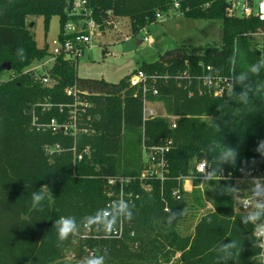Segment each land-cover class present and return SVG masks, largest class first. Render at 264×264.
I'll list each match as a JSON object with an SVG mask.
<instances>
[{"label": "trees", "instance_id": "trees-1", "mask_svg": "<svg viewBox=\"0 0 264 264\" xmlns=\"http://www.w3.org/2000/svg\"><path fill=\"white\" fill-rule=\"evenodd\" d=\"M73 2L0 0V67L11 64L10 71L0 69V76L9 73L0 80V264H66L64 258L73 248L79 256L89 254L87 250L96 255L106 250L105 264H264L261 248L249 237L252 225L240 221L243 210L237 196L220 194L223 187L235 185L234 180L206 181L201 189V180L195 177L198 161L205 159L211 169L215 167L210 151L215 141L238 150L236 165H224L223 171L264 169V157L256 151L264 140V65L258 71L251 68L262 58L255 34L264 31V24L254 17L229 16L226 0H88L101 32L127 20L129 34L136 35L157 22V14H168L178 3L179 14L187 18L219 20L222 42L220 46L182 44L152 63H143L117 83L81 78L77 63L60 57L50 71L53 84L43 85L41 77L26 70L45 58L50 46L47 40L41 46L37 43L27 19L41 16L48 30L52 17L58 16L60 36ZM207 66L212 70L207 72ZM139 70L156 75L159 93L149 94L148 99L162 103L167 114L180 117L176 128L165 118L143 121L142 87L129 83ZM160 73L165 79H159ZM184 73L198 78L190 84L188 79H177ZM231 74L232 89L219 96L213 94L214 86L209 89L199 79ZM75 84L88 91L89 112L95 117L93 136H79L78 151L91 146L80 161H74L73 137L33 125L34 118L36 124L54 117L63 121L56 105L70 102L64 89ZM246 86L252 100L247 105L236 98ZM43 103L53 106L44 112ZM220 105L223 108L218 111ZM144 138L149 146L167 139L173 142L164 181L139 179L145 166ZM56 144L61 147L59 153L46 151V146ZM112 176L135 177L126 188L132 193L128 200H132L133 216L124 220L125 234L120 239L98 237L100 232L83 237L87 216L106 207L107 178ZM191 176L196 204L203 208L205 197L212 210L196 221L192 232L184 233L180 223L189 207L184 181ZM43 190L42 206L33 208L31 194ZM61 216H74L80 228L64 241L58 240L54 227ZM231 239L242 244V251L224 261L219 248Z\"/></svg>", "mask_w": 264, "mask_h": 264}, {"label": "built area", "instance_id": "built-area-1", "mask_svg": "<svg viewBox=\"0 0 264 264\" xmlns=\"http://www.w3.org/2000/svg\"><path fill=\"white\" fill-rule=\"evenodd\" d=\"M226 3V12L229 16L242 18L254 17L264 24V0H226ZM178 8V3H174V6L169 10V13H171L173 10H177ZM67 13L70 17V20L67 21V23L64 25L62 34L60 36L57 34V36L49 42V54L45 58L34 62L26 70L34 71V73L38 75V77H41V82L43 85L53 84L50 71L60 57H63L66 60H73L77 63L80 56L83 55L86 50L94 46V37L99 36L100 34L103 35V32L99 30L98 24L91 17L92 10L88 6V0H74ZM166 15L157 14V19H162ZM117 25L118 23L115 25V27H117ZM255 37H257L258 39L256 49L259 51V54L262 56V58H264V31L258 32L257 34H255ZM144 41L147 42L148 37H145ZM211 70L212 68L210 66L206 67L207 72ZM13 77L14 75H11V78ZM158 77L159 79H165V75L163 73H160ZM156 78V75L148 76V74L141 70L132 74L129 78V83L131 86L139 85L142 87L143 121L146 122L155 118H165L169 121L172 128H176L177 122L180 118L179 116L169 115L167 113L164 115H157L150 106L151 102L148 99V95L150 94L153 96H157L159 93V90L156 87ZM197 78H195L194 76H190L188 73L177 76V79H188L189 84L193 81L192 79ZM199 79H202L204 86L209 89L214 86L213 94L216 96L221 95L227 90H231L234 82L232 74L229 77H225L222 79L220 77H209L208 75H205ZM64 92L66 96L70 98V102L60 103L56 105L60 117H63V121H59L58 118L54 117L48 122L36 124L37 118H34L33 125L43 131H50L53 134L62 131L65 135L73 137L75 140V143L72 147V151L74 153V161H80L85 155H88L90 153L91 148L90 146H86L81 151H78L76 140L81 135H92L95 133V117L89 112L92 105L88 99V91L82 90L78 85L75 84L73 86L65 88ZM192 94L193 93H189L190 96ZM40 105L42 106L44 112L49 111L53 106L50 103H43ZM172 144V140L167 139L161 141L160 143L149 146L146 144V138H144L143 148L145 149L146 157L144 160L145 166L139 176L140 181H164L167 178V155L172 148ZM46 151L50 154L59 153L61 151V147L59 144L46 146ZM206 165H208L207 169ZM195 169L197 173L195 177H198L202 182L210 180L219 181L224 179L242 181L245 179V172H250L252 176H264V169L245 170L244 168H240L237 174L223 171L221 177L219 178L209 177L206 179L205 173L211 171L212 169L205 159L198 161L195 165ZM188 178L194 179V177L192 176ZM134 180L135 177L132 176L108 177V201L106 203V207H110L112 203L118 199L127 200L129 205H131L132 200H128V198L132 196V193L127 192L126 188ZM174 194L179 197V193L177 190L174 191ZM166 210L168 211V209ZM241 210L243 209L241 208ZM83 229V237H88L91 234L97 236L96 231L88 229L86 224H84ZM102 234L98 237H107ZM124 234L125 221L123 220L116 226L115 232L108 237L120 239L124 236ZM130 235L134 236L135 233L132 231ZM87 252H89V255L93 254L92 251L87 250ZM259 257L264 263V249H261Z\"/></svg>", "mask_w": 264, "mask_h": 264}, {"label": "rangeland", "instance_id": "rangeland-1", "mask_svg": "<svg viewBox=\"0 0 264 264\" xmlns=\"http://www.w3.org/2000/svg\"><path fill=\"white\" fill-rule=\"evenodd\" d=\"M29 28L35 35L37 43L41 46L46 40L52 41L59 32V17L53 16L50 20L48 30L44 25V19L41 16H30L27 19ZM127 20L118 22L117 27L103 32V35L94 37V46L80 56L77 62V75L81 78H104L108 82L117 83L124 76L128 75L134 69H137L143 63H152L166 51L174 49L182 44L191 46H220L222 42V29L219 20H200L190 19L177 10H173L168 15L150 24L146 29L141 30L136 35L128 32ZM148 37V41H143ZM137 40H142L145 45L138 44ZM9 73L0 76V80L8 78ZM151 108L157 115H164L166 111L162 103H151ZM88 136H93L88 135ZM79 139V137H78ZM78 139L76 144L78 146ZM89 146V145H86ZM84 146V147H86ZM83 147V148H84ZM82 148V149H83ZM91 148V146H90ZM144 158L146 157L143 151ZM187 180L192 181L189 185ZM235 185L240 181H234ZM184 189L189 192V207L184 220L180 223V231L190 233L193 231L194 224L209 210L212 206L204 197V207L200 208L195 200L192 190L196 189L193 179H185ZM206 182L200 181L198 187L204 189ZM241 191L246 196L247 185L240 183ZM237 204L239 205V196L237 195ZM89 254L79 256L78 249L73 248L64 258L66 264H83V260ZM173 258L172 261H175Z\"/></svg>", "mask_w": 264, "mask_h": 264}, {"label": "clouds", "instance_id": "clouds-1", "mask_svg": "<svg viewBox=\"0 0 264 264\" xmlns=\"http://www.w3.org/2000/svg\"><path fill=\"white\" fill-rule=\"evenodd\" d=\"M264 65V58L257 61L256 65H252L253 71H258V66ZM243 75V74H242ZM237 82L241 83V78H237ZM249 87L236 94L237 102L241 104H250L252 100L249 96ZM264 100V97H261ZM223 105L218 106V111H221ZM217 132L221 131L220 125H214ZM213 155V163L215 165L211 171L206 172V179L219 178L223 172L224 165L235 166L238 159V150L234 146H229L219 141H215L210 148ZM256 151L264 157V140L258 143ZM208 165H206V169ZM245 179L238 182L237 185H227L223 187L220 194L230 195L234 198L239 196V204L243 209L242 215L239 217L243 225H252V231L250 240L253 241V245L264 249V176H252L250 172L244 173ZM240 183L247 185V195L245 196L241 191ZM47 186H42L46 190ZM43 191H34L31 194L32 207L39 208L42 206V202L45 200ZM175 215V214H173ZM183 215V213H181ZM132 208L129 206L127 200L118 199L112 203L110 207L98 209L94 214L87 216L84 223L88 229L96 232L103 233L105 236H111L119 222L123 220L132 219ZM54 227L57 230V236L59 241L66 240L69 236L75 235L80 231L77 225V220L74 216H61L54 221ZM219 251L223 254L222 259L227 261L233 259L239 255L242 251V244L231 239L227 243L220 245ZM107 251L104 250L103 254L96 255L95 253L89 255L83 260V264H105V256Z\"/></svg>", "mask_w": 264, "mask_h": 264}, {"label": "water", "instance_id": "water-1", "mask_svg": "<svg viewBox=\"0 0 264 264\" xmlns=\"http://www.w3.org/2000/svg\"><path fill=\"white\" fill-rule=\"evenodd\" d=\"M1 70L10 71L11 70V64L10 63H4L1 67Z\"/></svg>", "mask_w": 264, "mask_h": 264}, {"label": "crops", "instance_id": "crops-1", "mask_svg": "<svg viewBox=\"0 0 264 264\" xmlns=\"http://www.w3.org/2000/svg\"><path fill=\"white\" fill-rule=\"evenodd\" d=\"M143 41H144V40H143ZM143 41H142V40H137V43H138V44H143V45H145V42H143ZM186 183L189 185V183H192V181L187 180ZM184 186H185V184H184ZM189 189H191V188H186V190H189Z\"/></svg>", "mask_w": 264, "mask_h": 264}]
</instances>
